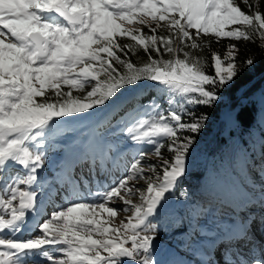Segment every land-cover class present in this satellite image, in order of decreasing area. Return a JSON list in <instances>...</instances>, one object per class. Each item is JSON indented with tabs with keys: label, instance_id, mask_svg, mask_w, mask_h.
Segmentation results:
<instances>
[{
	"label": "snow or ice",
	"instance_id": "1",
	"mask_svg": "<svg viewBox=\"0 0 264 264\" xmlns=\"http://www.w3.org/2000/svg\"><path fill=\"white\" fill-rule=\"evenodd\" d=\"M213 38L229 40L223 54L211 50ZM257 38L264 52V12L250 0H0V264H187L162 259L157 221L188 174L209 110L223 112L229 129L253 111L264 133V87L246 82L257 58L238 57L237 42ZM205 48L210 62L195 55ZM139 50L145 58L134 62ZM100 113L96 126L109 127L113 140L96 138L73 164L54 163L51 152L64 151L49 139L56 125ZM122 144L137 147L130 162ZM85 164L87 176L75 178ZM252 168L261 182L245 181L243 206L226 201L216 215L205 203L191 217L192 235L180 243L201 264H220L222 245L234 256L224 264H264L254 231L264 236V152L259 164L244 157L241 171ZM140 180L146 189L131 183ZM58 199L35 223L39 234L25 237L38 201ZM119 212L131 214L110 226Z\"/></svg>",
	"mask_w": 264,
	"mask_h": 264
},
{
	"label": "rangeland",
	"instance_id": "2",
	"mask_svg": "<svg viewBox=\"0 0 264 264\" xmlns=\"http://www.w3.org/2000/svg\"><path fill=\"white\" fill-rule=\"evenodd\" d=\"M127 27H132L133 25H126ZM262 79L264 77H261ZM261 82V80H260ZM103 115L100 113L97 117L92 120H67L62 123L56 125L53 132L49 135V139L53 140L56 143L64 145V151H53L51 152V160L54 163H59L61 161L67 160L68 164L71 165L75 162L76 158L80 153L81 147L86 146L90 141L101 138L103 141H112L113 137L111 136V129L109 127H97L96 119H99V116ZM256 124L258 121L256 120ZM259 125V124H258ZM257 127V125H255ZM254 128V127H253ZM60 129V131H57ZM225 134V132H223ZM238 141V137L235 138V147H234V156L238 157L237 160H232V150L221 155L219 158L216 155L206 164H202V168L208 171L207 177L201 181L202 186L205 188L204 191H209L211 188L213 189L216 185L219 186L220 179H223V184L221 185L222 191L226 194V201H233L235 205L243 206L245 201L250 196L248 190L244 187L245 181L248 185H252L255 183L259 185L261 182L260 178L250 177L246 174V172H242L243 168V156L240 155V150L236 147V143ZM122 147H126L129 149V155L126 158L127 162H130L132 159V155H134L137 147L131 144H122ZM150 147V146H146ZM238 149V150H237ZM226 150V149H225ZM224 150V151H225ZM162 152L165 157L170 158L171 154L168 153L166 149H162ZM238 152V153H237ZM242 153V150H241ZM151 159H155L158 161V157L154 154L149 153ZM192 157H190L191 159ZM190 161V160H189ZM241 162V165L239 164ZM191 166L194 165L193 162L190 163ZM215 168L219 171V174H216ZM87 165H82L80 167H76L74 177L79 178L80 174L83 172L87 176ZM159 171V170H158ZM120 172H117L116 175H120ZM48 175H51V172H48ZM91 180V177H88ZM208 179V180H207ZM251 181V182H250ZM136 183L141 188V190L146 189V184L143 180L131 182ZM184 188V187H183ZM211 189V190H212ZM80 190L83 192L84 188L81 184ZM66 191H72L71 188H66ZM179 191H176L175 196H169L167 205L165 206L161 216L158 218V223L161 226V231L158 236V240L160 242L161 249H163L162 259L167 262L169 260H183L186 261L187 264H201V260L197 258V256L192 254V251L188 247H184L181 245L180 241L187 240L188 236L192 235L191 225L195 224V220L192 218H186L182 215V211L187 207L186 205L189 202H184L179 198ZM206 194V193H205ZM134 202H139L138 197H133ZM207 202L209 204H217L218 200L208 199ZM64 202L59 199L48 203L45 202L43 206L40 205L39 201L37 204L36 213L29 212L25 224V231L23 235L25 237L29 235H37L38 229L35 228L36 222H43V220L47 219L50 214L57 210ZM224 203V202H222ZM113 206V205H109ZM116 207H122V205L117 202L115 204ZM216 215L220 214L219 206L215 207ZM199 210V208H198ZM239 210V209H238ZM257 211H259L257 209ZM226 218H231L232 216V208L223 209ZM131 213L119 212L115 218H111L109 220L110 226L118 227L122 220H124ZM243 214H241L242 216ZM195 214L191 217H194ZM241 216H237L236 219H241ZM104 219L107 218V214H103ZM183 221V223H181ZM187 230L188 235L182 236L180 233L182 231ZM256 240L264 241V236L261 235L259 230L254 229ZM98 238V237H94ZM198 239V238H197ZM224 252V255H221V252ZM39 261V264H47L42 258H35ZM214 259L219 260L220 264H224V261L234 259V256L228 254L227 250L222 245L220 249L216 250V254Z\"/></svg>",
	"mask_w": 264,
	"mask_h": 264
},
{
	"label": "trees",
	"instance_id": "3",
	"mask_svg": "<svg viewBox=\"0 0 264 264\" xmlns=\"http://www.w3.org/2000/svg\"><path fill=\"white\" fill-rule=\"evenodd\" d=\"M250 2L261 12H264V0H250ZM244 10L247 11V8L245 7ZM132 27H135V25ZM143 31L146 33L149 32L148 27L144 26ZM192 31L194 32L195 30L193 29ZM228 43L229 40L227 39H222L219 43H217L213 38L211 50L218 51L223 54ZM237 43L240 49L238 53L239 59H244L247 56H253L254 58H257L256 69L246 74V82L248 83L256 76L258 77V75L261 76L264 74V52H262L259 46L261 41L259 38H257L254 43H248L244 41ZM195 55L210 62L211 51L207 48L203 50H195ZM137 57H139L141 60L145 58L142 50H139L137 54L132 57L134 62L137 61ZM165 58L167 59L169 57L165 56ZM75 94L77 93L74 92V95ZM199 110L202 111L204 109L200 108ZM222 113L223 112L221 111L209 110L210 124L201 137H199V147L191 155L192 158L189 161L188 174L183 179V182L177 187L176 191L181 189V185H186L189 187L191 198L188 201L189 204L186 205L187 207L184 209V211H182V215L186 218H191V216L196 214V211H198V208L201 204L207 203L209 207L215 208L222 204V202H225L227 198L221 187L223 184V179H220L219 186L216 185L213 189L211 188L212 190L210 189L207 192L204 191L205 188L202 186L203 183L201 181L207 177L208 171L202 168L203 163H208L215 155L217 158H219L221 155L225 154L226 151L230 152L231 148L233 147L232 160L235 164V161L238 157H235L233 152L235 147V138L237 137L239 141L236 143V147L239 150H242V153L240 150L239 154H242L243 160L245 156H248L254 159L257 164H259L261 153L264 152V148H262V136H264V133H262L259 125L256 124L255 113L253 111L245 112L241 118L240 125L234 129H229L225 126V121H220V115ZM114 118L115 117H109V120ZM105 123L107 124V121ZM255 125H257V127H255ZM57 131H60V129ZM223 132H225V134ZM165 149L167 150V148ZM150 161L152 163H156L155 159L150 158ZM191 162L194 163L193 166L190 165ZM239 164L241 165L240 161ZM215 171L216 174L220 176L219 171H217L216 168ZM245 172L250 177L260 178V176L257 174V168H252L251 170H247ZM209 198L218 200V203L209 204L207 202ZM192 201H195V204H193Z\"/></svg>",
	"mask_w": 264,
	"mask_h": 264
},
{
	"label": "built area",
	"instance_id": "4",
	"mask_svg": "<svg viewBox=\"0 0 264 264\" xmlns=\"http://www.w3.org/2000/svg\"><path fill=\"white\" fill-rule=\"evenodd\" d=\"M261 87H264V78L261 80L260 83L254 85V86L252 87V89H253V90H258V89H260Z\"/></svg>",
	"mask_w": 264,
	"mask_h": 264
},
{
	"label": "bare ground",
	"instance_id": "5",
	"mask_svg": "<svg viewBox=\"0 0 264 264\" xmlns=\"http://www.w3.org/2000/svg\"><path fill=\"white\" fill-rule=\"evenodd\" d=\"M261 77H264V74L261 75V76L256 77V78L252 81L253 83H252L251 87H253L254 85L260 83V80H262ZM254 91H255V90H254Z\"/></svg>",
	"mask_w": 264,
	"mask_h": 264
}]
</instances>
